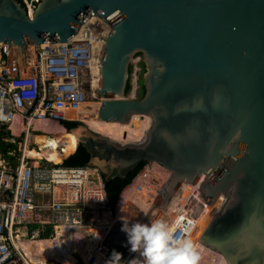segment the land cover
Masks as SVG:
<instances>
[{
    "label": "water",
    "instance_id": "95a60500",
    "mask_svg": "<svg viewBox=\"0 0 264 264\" xmlns=\"http://www.w3.org/2000/svg\"><path fill=\"white\" fill-rule=\"evenodd\" d=\"M0 0V41L17 47L65 43L92 16L112 24L106 40L99 117L150 116L146 137L121 144L81 122L72 130L106 179L141 162L170 170L143 221L183 183L213 205L206 245L237 264H264V0ZM145 57V93L127 97L130 67ZM77 145V147H78ZM77 150V149H76ZM118 222L113 234L131 256Z\"/></svg>",
    "mask_w": 264,
    "mask_h": 264
},
{
    "label": "built area",
    "instance_id": "2783aa9c",
    "mask_svg": "<svg viewBox=\"0 0 264 264\" xmlns=\"http://www.w3.org/2000/svg\"><path fill=\"white\" fill-rule=\"evenodd\" d=\"M102 28L103 20L96 16L81 25L79 33L68 42L33 44L34 57L28 55L27 48L25 63H19L16 46L0 41V128L9 127L12 136L7 140L16 136V123L21 126V133L26 131L28 143L31 131H43L42 125L82 121L80 115L91 99L92 87L95 81H101L94 69L103 70ZM94 98L100 102L102 93ZM169 176L170 170L161 163L146 162L131 183L134 193L145 195L152 203ZM203 180H207L205 174L190 191L188 184L183 183L175 194L177 197L172 199L176 202L169 224L186 229L188 238L206 206H215L217 202L207 204V197L196 192ZM225 201L222 200L217 211ZM106 213L112 215L113 211L98 167L49 161L44 164L34 160L26 148L14 165L0 159V264H39L30 258L20 238L34 242L42 235L56 234L55 227L66 237L79 228L94 236L102 235V231L109 233L114 224L107 223L103 230L96 226L100 216ZM87 217L95 221L89 231L92 225L87 223ZM105 238L106 235L98 239L84 263L74 264H119L110 258ZM84 240L83 237L80 242ZM205 248L208 247H200V260Z\"/></svg>",
    "mask_w": 264,
    "mask_h": 264
},
{
    "label": "bare ground",
    "instance_id": "6f19581e",
    "mask_svg": "<svg viewBox=\"0 0 264 264\" xmlns=\"http://www.w3.org/2000/svg\"><path fill=\"white\" fill-rule=\"evenodd\" d=\"M38 2L39 0H27V5L31 9L30 10L31 15L35 13L34 12L35 8L33 5ZM95 18L96 16H92L91 20ZM111 31H112V25H110L108 22L103 20V28L100 34L101 37L109 36ZM102 40L103 42H106V40L104 39ZM29 45L30 46H28L29 48L28 55L30 54L31 57H34L33 44L31 43ZM94 70H95L94 73L98 75V79L101 80L103 70H101V68H99L98 70L97 69ZM101 83L102 81H95L90 94L91 99L86 103L82 111V114L80 115L81 118L85 120L86 123L92 129L105 133L111 136L113 139L119 140L121 142L134 141L140 139L141 137L142 138L145 137L146 135L145 129L148 125H150V116L147 114L143 116L133 115L131 117L130 122H125V123H121L119 121H105L104 119H101L99 117L98 114L99 107L104 97L101 98L100 102H97L96 98L94 97L97 96L99 92L102 93V88H100ZM72 115H78V114H72ZM136 117H142V119L135 121ZM41 128L44 129V131L46 132L55 133V136L50 137L46 134L34 135V140L41 146L40 149L42 150V152L41 150L40 151L33 150L32 154L34 156L37 155L40 157L42 155H46L51 160L61 161L65 155L74 151L78 145V140L76 138V135L72 132H69L68 129L64 126L55 123V124L42 125ZM20 129L21 126H19L16 123L15 132L18 133ZM63 143L65 144L67 143V144L64 146V148H60L59 146L62 145ZM133 187H134L133 184L127 185L118 195L117 198L118 200L116 202V207L114 212L115 215L114 213L112 215L117 217V220L121 222H123L124 219L133 223L140 222L142 216L146 213V211L149 208L147 205L149 203L148 200L143 197L138 202L139 206L137 205V203H135V205L137 206H134V203L132 202ZM184 194L187 196L186 193ZM177 195H174L173 198L177 197ZM224 199H225L224 196H220L217 202L215 203V206H209V205L206 206V208L202 212L200 222L197 224L196 228L194 229L190 237V239H192L193 242L198 244L201 248L207 247L206 242L208 238L207 236H208L209 223L216 214L217 207L222 203V200ZM175 202H176L175 200L169 202V205L164 209L158 208L153 214L154 216L152 217L151 221L156 219H165L166 221L169 222L173 212V208L175 207ZM129 211H133L135 213H141V215L140 217H136L133 214L135 217H132ZM109 216L110 214L108 213V216L105 219H103V222L100 219L98 220V222L96 221L98 223L96 224V226L99 225V228L103 230L105 228V225L108 223ZM87 223L92 225V227H89L88 231L94 228L95 221L93 219L87 217ZM53 231L56 233L55 236H51L49 234L47 235V237L43 238V240L34 241V242L21 240V243L24 245L27 252L31 255L30 258L39 264H47V259L50 257L56 258L59 262L61 261L62 264H73L75 261L73 254L76 251H78V249L82 250L79 243L76 242L77 239L73 238L74 235L76 237L79 235L80 230L76 229V231L70 233L68 237H66V235L61 231L59 227H55ZM92 239H87L86 241L90 243ZM84 245L82 247H84ZM200 264H237V263L226 254L215 252L213 249L205 248V251L202 253Z\"/></svg>",
    "mask_w": 264,
    "mask_h": 264
},
{
    "label": "clouds",
    "instance_id": "9594fccd",
    "mask_svg": "<svg viewBox=\"0 0 264 264\" xmlns=\"http://www.w3.org/2000/svg\"><path fill=\"white\" fill-rule=\"evenodd\" d=\"M121 231L128 237L130 251L138 253L131 264H198L200 246L186 236L187 230L165 219L148 223L123 220ZM74 239L77 238L75 235ZM113 257H122L113 252Z\"/></svg>",
    "mask_w": 264,
    "mask_h": 264
},
{
    "label": "rangeland",
    "instance_id": "374dc122",
    "mask_svg": "<svg viewBox=\"0 0 264 264\" xmlns=\"http://www.w3.org/2000/svg\"><path fill=\"white\" fill-rule=\"evenodd\" d=\"M144 61H145V57H144V54H142V53H137L135 56H134V58H133V61H132V68H133V76H132V79H131V83H132V87H131V89H130V91L129 92H127L126 93V96L127 97H132V98H140V97H142L143 95H144V81H145V72H146V68H145V66H144ZM131 76V75H130ZM90 100V99H89ZM97 100V99H96ZM97 102H99V101H97ZM72 116H75V115H72ZM135 116H137V115H135ZM142 119V117H136V119H135V121H137V120H141ZM80 122H86L85 120H83L82 119V121H80ZM53 124H55V123H53ZM59 125H61V124H59ZM2 126H5V128H6V133H5V135H4V139H8L10 136H12V135H10V129H9V127L7 126V125H2ZM61 126H64V125H61ZM65 127V126H64ZM148 129H149V125L146 127V129H145V133L147 134V131H148ZM95 130V129H94ZM97 131V130H96ZM99 132V131H98ZM100 133H102V132H100ZM36 134H46V135H48V136H50V137H54L55 136V133H51V132H46V131H31V139H30V141H28V143L26 142V131H24V132H20V131H18V133L16 134V136L14 137V138H12L11 137V139L12 140H14V141H16V143L18 144V152H20V153H18L17 154V157H15L14 158V160H13V162L11 161V163H9L5 158H3L2 157V155H1V153H0V159L1 160H3L5 163H7V164H10V165H14L21 157H22V155H23V152L25 151V148H26V150L28 151V153L31 155V157L34 159V160H38L39 162H43L44 160H48L50 163H57V162H63L66 158H68L71 154H73V153H75V151H76V149H77V147L75 148V150L74 151H72V152H70V153H68L67 155H65L64 157H63V159L61 160V161H55V160H51V159H49L46 155H42V156H37V155H33L32 154V151L33 150H41L40 148H41V146L34 140V135H36ZM102 134H105V133H102ZM107 135V134H106ZM145 137H146V135H145ZM145 137H141L140 139H138V140H134V141H127V142H121V141H119V140H116V139H114V140H116L117 142H119V143H121V144H125V143H133V142H138V141H140V140H142V139H144ZM67 144V143H66ZM65 143H63L62 145H60L59 147L60 148H64V146L66 145ZM41 152H42V150H41ZM35 157V158H34ZM119 195V194H118ZM133 196H132V202L134 203V206H137L138 205V202H139V200L143 197V198H145V199H147V197L144 195H139V194H136V193H134V187H133V194H132ZM118 198V196L116 197V199H115V202H114V205L112 204V203H109V205H110V207H111V210L113 211V213L115 212V207H116V202H117V199ZM148 200V199H147ZM148 207H149V205L151 204V202L148 200ZM135 203H137V205H135ZM139 206V205H138ZM131 214V216L132 217H140V215H141V213H135V212H133V211H129ZM110 214V213H109ZM135 216H134V215ZM106 215V216H105ZM114 215H115V213H114ZM145 215V214H144ZM144 215L142 216V219H141V221L140 222H142V223H144L143 222V217H144ZM108 216V213H106V214H104V215H102V216H100V220L103 222V219H105L106 217ZM107 220V219H106ZM118 221L119 220H117V217H115V216H113V215H111L110 214V216H109V219H108V223H111V224H114V227H115V225L118 223ZM114 229V228H113ZM114 231V230H113ZM83 234V232H82V230H80V232H79V235L77 236L78 238H80V237H84V238H86L84 241H81L80 242V239H77L76 240V242L77 243H79V245H80V247H81V249L82 250H79L78 249V251H76L74 254H73V256H74V258L76 259V258H78V259H80L81 260V262H82V256H81V254L83 255V257L85 258L86 257V253L84 252L85 251V249H89L91 246L90 245H92V243H93V240L89 243V242H86V240L87 239H92V237L94 236V234L93 233H90V234H86L85 233V235H83V236H81ZM105 235H107L105 232L102 234V237L101 238H103V237H105ZM107 237V236H106ZM108 238H109V241H111V242H115L116 241V235H114V234H109L108 235ZM84 242V244H82ZM84 245V247H82ZM80 252H81V254H80ZM233 260V259H232ZM49 264H62L61 263V261L59 262V261H56L55 259H50V261H49Z\"/></svg>",
    "mask_w": 264,
    "mask_h": 264
},
{
    "label": "trees",
    "instance_id": "16d2710c",
    "mask_svg": "<svg viewBox=\"0 0 264 264\" xmlns=\"http://www.w3.org/2000/svg\"><path fill=\"white\" fill-rule=\"evenodd\" d=\"M23 4H25V0H21ZM145 66V62H144ZM146 68V66H145ZM130 79L127 86V92L130 91L132 87L131 79L133 76V68L132 65L130 67ZM145 83H144V93H145ZM80 121H64L63 125L68 129L72 130L77 125H79ZM5 126H1L0 128V153L3 158H5L9 163L13 162L14 158L17 157L18 152V144L13 142L12 140L4 139V135L6 133ZM44 164L48 163L47 160L43 161ZM64 165L67 166H75V165H91V155L89 151L82 145L79 144L75 153L71 154L68 158H66L63 162ZM146 161L141 162L134 170H131L126 177H115L112 179H105L107 195L109 199V203L114 205L115 199L118 194L128 185L133 182L138 172L143 168ZM113 252H118L122 254V257H113ZM127 253L125 246H120L118 248L115 247L110 250L109 255L113 259L123 258Z\"/></svg>",
    "mask_w": 264,
    "mask_h": 264
},
{
    "label": "crops",
    "instance_id": "0c3cea01",
    "mask_svg": "<svg viewBox=\"0 0 264 264\" xmlns=\"http://www.w3.org/2000/svg\"><path fill=\"white\" fill-rule=\"evenodd\" d=\"M155 213V212H154ZM154 216V215H153ZM79 230H82V232L83 233H86V234H88L87 233V230L85 229V228H79ZM113 228L110 230V232L109 233H107L106 231H102V232H105L107 235V237L105 238V242L108 244V246H109V248H110V250H112L113 248L115 249V247L116 248H118V247H120V246H118L117 244H118V238H116V241L115 242H111V241H109V238H108V235L109 234H113ZM74 231H76V230H74ZM21 232H27L26 231V229H21ZM101 232V233H102ZM90 234V233H89ZM103 234V233H102ZM49 235V234H48ZM51 236H55V234H53V235H51ZM45 237H47V235H42L41 236V238H39V239H37L36 241H39V240H43V238H45ZM102 237V235H97V236H93L92 238L94 239H92L93 240V243H92V245H90L91 247L87 250V249H85V253H86V256H87V253H88V251L92 248V247H94V245H95V243L98 241V239H100V240H102V239H104V237L103 238H101ZM21 240H26L25 238H20ZM86 239V238H85ZM28 241V240H27ZM87 242V241H86ZM110 252V251H109ZM80 254H81V252H80ZM136 254V253H135ZM135 254H133L132 256L130 255V254H128V253H126V255L123 257V258H120V259H113V258H111L112 260H114L115 262H117V263H119V264H131V260L132 259H134V258H137V254L135 255ZM81 256H82V263H84V260L86 259V257L84 258L83 257V255L81 254ZM110 256V255H109ZM50 259H55L56 261H58L56 258H52V257H50V258H48L47 259V264H49V261H50ZM74 263H81V260L80 259H78V258H76L75 259V261H74ZM73 263V264H74Z\"/></svg>",
    "mask_w": 264,
    "mask_h": 264
},
{
    "label": "flooded vegetation",
    "instance_id": "af4514ba",
    "mask_svg": "<svg viewBox=\"0 0 264 264\" xmlns=\"http://www.w3.org/2000/svg\"><path fill=\"white\" fill-rule=\"evenodd\" d=\"M75 121V120H74Z\"/></svg>",
    "mask_w": 264,
    "mask_h": 264
}]
</instances>
